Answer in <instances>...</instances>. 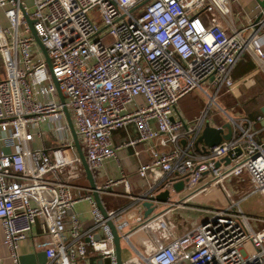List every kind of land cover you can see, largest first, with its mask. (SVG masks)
<instances>
[{
    "label": "built area",
    "instance_id": "built-area-1",
    "mask_svg": "<svg viewBox=\"0 0 264 264\" xmlns=\"http://www.w3.org/2000/svg\"><path fill=\"white\" fill-rule=\"evenodd\" d=\"M143 1L34 0L29 16L49 66L22 15L23 2L0 0L8 21L0 25L5 72L0 80V224L14 264L37 218L46 236L39 245L50 262L59 264H89L90 254L117 264L109 220L128 237L123 209L106 210L105 217L89 189L85 196L74 195L80 187L72 181L84 171L57 87L91 170L117 157L120 146L112 143V132L133 122L137 136L124 146L154 142L147 148L149 160L138 168L152 190L171 192L173 182L183 181L186 190L196 188V195L216 185L224 188L229 177H248L250 192L239 199L227 192L226 205L200 208L206 214L202 221L172 235L147 264H264V218L247 216L240 207L251 192L264 197V141L256 139L261 129L255 127L262 116L235 118L216 102L222 88L232 91V72L244 53L264 70V41L258 33L264 18L252 22L237 8L244 21L236 26V0H148L134 9ZM195 91L209 102L188 121L178 103ZM210 114L224 115L227 123L209 126L222 134L228 133L225 124L230 127L229 138L212 146L199 141ZM42 126L52 143L35 147L36 138L44 139ZM173 173L174 180L165 181ZM118 183L129 192L124 176L98 187L103 192ZM82 197L90 204L92 229L102 232L98 238L80 231L73 205ZM245 243L254 250L248 252Z\"/></svg>",
    "mask_w": 264,
    "mask_h": 264
},
{
    "label": "crops",
    "instance_id": "crops-1",
    "mask_svg": "<svg viewBox=\"0 0 264 264\" xmlns=\"http://www.w3.org/2000/svg\"><path fill=\"white\" fill-rule=\"evenodd\" d=\"M23 7L29 14L34 7V0H21ZM237 8L242 9L246 19L249 18L252 22L256 21L257 16L262 11V8L256 0H236L235 5L232 6V16L235 20L236 26L241 25V20L236 15ZM261 18H264V13ZM0 25L7 26L8 21L4 15L3 8H0ZM257 28V27H255ZM264 41V24L258 30ZM264 60V59H263ZM5 72L0 55V80L4 78ZM232 79L234 87L232 91H225L234 97L235 114L238 117L247 116L255 119L257 116H262V119L255 125L257 129H261L259 134L256 135L258 141H264V114L262 108L264 106V70L258 65L255 58L249 54L244 53L239 61L235 64ZM188 95V94H187ZM182 99V98H181ZM180 99V100H181ZM179 100V101H180ZM179 109V107H178ZM179 112L182 116L191 121L196 115L187 117L182 111ZM200 116V115H198ZM218 122L212 119L210 124ZM45 127V126H44ZM137 136V131L133 122L128 123L125 127L114 130L111 135L112 143L120 146L117 150V157L103 162V164L92 170L93 178L97 186L103 187L109 179H118L124 176L129 184V192H126L122 183L109 185L105 191L100 193L101 202L106 210L123 209L121 219L129 222V225L124 228V234H128L127 239L122 238L120 241L121 259L123 264H147L146 259L154 252V250L163 244H166L172 235H181L186 231L192 229L199 224L204 218L200 208H197L191 201L195 196L192 194L196 188L176 193L170 192L171 204H160L153 211L155 217L143 222V217L140 222H136L137 217H141L144 208L141 206L139 196L152 195L157 193V190H152L145 178L140 177L138 168L141 163L149 160L147 148L154 142L139 143L136 146H124V144ZM35 147H47L52 143L49 134L44 131V139L36 138L33 142ZM138 151V154L135 152ZM163 177V176H162ZM165 177V176H164ZM175 174L166 177L165 181L174 180ZM161 180V177H160ZM73 184L80 187L74 189L75 196L87 195L89 189L88 180L85 174L80 175L72 181ZM202 184L198 185L201 186ZM154 186V185H153ZM162 186V185H161ZM163 189V188H162ZM158 187V190H162ZM213 194V193H212ZM210 194V195H212ZM209 195V198H210ZM191 203L188 206H182L178 203ZM206 205V204H205ZM200 206L208 208L207 206ZM80 220L81 232H92L95 238L102 235L99 229H92V220L90 214V204L85 198L78 199L73 205ZM200 211V212H199ZM175 218L181 219L186 223L180 226ZM189 223V224H188ZM125 239V240H124ZM46 240L43 235V227L41 218H37L32 228V231L27 239L19 244L18 253L21 255H34L32 260L36 261L35 254L45 251L39 244ZM128 244L130 247H128ZM47 258V256H46ZM0 264H14L9 256L8 250L3 243V232L0 224ZM20 264V262H18ZM45 264H59L56 261L50 262L47 259ZM89 264H109L107 258H101L90 254ZM177 264H188L187 262H179Z\"/></svg>",
    "mask_w": 264,
    "mask_h": 264
},
{
    "label": "water",
    "instance_id": "water-1",
    "mask_svg": "<svg viewBox=\"0 0 264 264\" xmlns=\"http://www.w3.org/2000/svg\"><path fill=\"white\" fill-rule=\"evenodd\" d=\"M146 1L145 0L141 3H139L138 5H136L134 7V9H137L138 7L142 6ZM258 2V4L260 5V7L262 8V12L259 13V15L256 18V21L259 20L262 17V13H264V0H256ZM20 9L22 11V15L30 29V32L34 38V40L36 41V43L39 45L40 49L42 50L47 64L50 66V60L47 56V52L45 47L42 45L39 37L37 36L36 32L33 29V20L30 18L29 14L26 12L25 8L20 5ZM54 82L56 84V81L54 79ZM57 94H58V98L60 100V102L63 104L62 106V110L64 112L68 127H69V131L74 143V146L76 148L77 154L79 156L80 162H81V166L83 168L84 174L86 179L88 180L89 183V190L91 191V194L96 202L97 207L100 209V211L102 212L103 216H107V211L104 208L101 199H100V193L101 190L100 188L96 185L94 178H93V174H92V170L90 169V167L88 166V163L85 159L83 150L81 148L77 133L74 129L69 111L65 105L64 102V97L61 93V91L59 90V88L57 87ZM262 112L264 114V106L262 108ZM262 124L264 125V122H262ZM225 127H227L228 129V133L227 134H222V129L221 128H214L208 125V123L205 124L201 135L199 136V141H204V143L208 146H212L215 144H218L222 138L227 139L230 136V127L228 124L224 125ZM239 153V150H237V154ZM230 161V157H226L225 158V162L228 163ZM216 165H218V163H216ZM172 181V179H171ZM171 188L174 192L179 193L181 191L184 190V182L183 181H177V182H173L171 184ZM140 200H141V206L144 208L142 217H143V222L142 223H146L147 221H149L150 219H152L153 217H155L154 214V210L157 208L158 205L160 204H171L170 201V190L168 188L161 190L155 194L152 195H144V196H139ZM108 225L110 227L111 233L113 235V243H114V248H115V254H116V262L117 264H123V261L121 259V249H120V241L123 238L120 234H118L114 223L109 220L108 221ZM125 240V239H124ZM32 256L34 255H21L19 257V262L20 264H45L47 261L46 258V253L45 251H41L35 254L36 256V261L32 260Z\"/></svg>",
    "mask_w": 264,
    "mask_h": 264
},
{
    "label": "rangeland",
    "instance_id": "rangeland-1",
    "mask_svg": "<svg viewBox=\"0 0 264 264\" xmlns=\"http://www.w3.org/2000/svg\"><path fill=\"white\" fill-rule=\"evenodd\" d=\"M94 14L96 13L94 12ZM96 20L99 21V17L97 15H96ZM101 26L102 25L100 24V27ZM225 91L226 89L224 88H222L219 91V94L217 95L216 98V102L230 116L236 118L238 116L235 114L236 112L235 109H237V107L233 106L235 103L234 97L230 93H225ZM209 92L213 94L214 90L210 89ZM208 102L209 101L207 97L195 91L193 93L184 96L179 101L178 107L180 111H182L187 117H192L193 115L196 116L201 115L202 112L207 108ZM216 108L217 106H215L214 104L211 106V109H216ZM210 116H211V120L215 119V121L218 123L221 124L227 123V117H225L224 115L210 114ZM209 119L210 117L205 118L204 123L205 124L210 123L211 120ZM42 130L46 132V128L44 126H42ZM222 133H224V130H222ZM242 177L243 178L241 180H238L235 177H229L223 181L224 188L221 187V185L220 187L216 185L213 188H210V190L196 194L189 202H192L194 205L196 204L195 206H197V208H202L200 206H203L205 204H206L205 206H207L208 208L222 207L226 205L227 201L230 199L227 197V192L232 194L231 199H239L243 194L251 191V184L248 177L246 175H243ZM178 204L182 206H188L191 203L180 202ZM240 207L247 216L264 218V197L262 194L258 192L249 193L248 196L240 202ZM201 213L203 214V216L206 215L204 211H202ZM175 221L180 226L182 225V223H186L178 218H175ZM128 247H130L129 244ZM244 247L248 252H252L254 250V247L252 246L251 243H245Z\"/></svg>",
    "mask_w": 264,
    "mask_h": 264
}]
</instances>
